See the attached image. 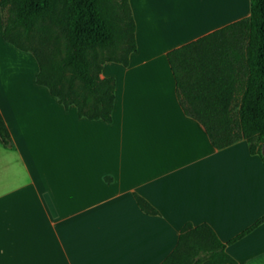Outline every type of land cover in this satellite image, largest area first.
Returning a JSON list of instances; mask_svg holds the SVG:
<instances>
[{
    "label": "crops",
    "instance_id": "0c3cea01",
    "mask_svg": "<svg viewBox=\"0 0 264 264\" xmlns=\"http://www.w3.org/2000/svg\"><path fill=\"white\" fill-rule=\"evenodd\" d=\"M135 50L112 77L110 122L63 109L1 38L0 264H158L182 223L225 242L264 213V168L244 141L212 148L179 109L165 53L248 15V0H127ZM194 12L191 21L190 12ZM132 193L156 214H145ZM264 264V222L225 247Z\"/></svg>",
    "mask_w": 264,
    "mask_h": 264
},
{
    "label": "trees",
    "instance_id": "16d2710c",
    "mask_svg": "<svg viewBox=\"0 0 264 264\" xmlns=\"http://www.w3.org/2000/svg\"><path fill=\"white\" fill-rule=\"evenodd\" d=\"M1 38L36 64L33 82L63 109L110 122L112 77L105 62L127 65L135 50L127 0H0ZM177 105L216 150L242 140L264 168V0H248V15L165 53ZM0 144L10 139L0 117ZM140 211H156L132 193ZM261 222L264 213L225 242L204 222H184L158 264H243L225 247Z\"/></svg>",
    "mask_w": 264,
    "mask_h": 264
},
{
    "label": "rangeland",
    "instance_id": "374dc122",
    "mask_svg": "<svg viewBox=\"0 0 264 264\" xmlns=\"http://www.w3.org/2000/svg\"><path fill=\"white\" fill-rule=\"evenodd\" d=\"M190 12V18H191V21L194 19V12H192V10H189Z\"/></svg>",
    "mask_w": 264,
    "mask_h": 264
}]
</instances>
